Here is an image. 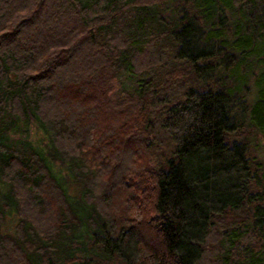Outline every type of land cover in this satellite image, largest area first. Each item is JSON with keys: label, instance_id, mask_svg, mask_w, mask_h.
I'll use <instances>...</instances> for the list:
<instances>
[{"label": "trees", "instance_id": "16d2710c", "mask_svg": "<svg viewBox=\"0 0 264 264\" xmlns=\"http://www.w3.org/2000/svg\"><path fill=\"white\" fill-rule=\"evenodd\" d=\"M259 134L264 0H0V264H264Z\"/></svg>", "mask_w": 264, "mask_h": 264}, {"label": "rangeland", "instance_id": "374dc122", "mask_svg": "<svg viewBox=\"0 0 264 264\" xmlns=\"http://www.w3.org/2000/svg\"><path fill=\"white\" fill-rule=\"evenodd\" d=\"M31 139L39 145L45 146V144L47 143V140L43 135V133L38 131L36 128L32 129ZM258 140H259V144L261 145L260 147L262 149L259 148L260 152L256 153V155H259L260 158L264 159V136L259 134ZM55 168L57 171H61V173L65 175L66 171L64 169L61 170L60 165H56ZM71 187H72L71 191L73 193H77L79 191V187H77L76 185L73 184ZM15 224H16V218L12 216L8 217L6 224L4 226V231L8 233H13L15 229Z\"/></svg>", "mask_w": 264, "mask_h": 264}]
</instances>
